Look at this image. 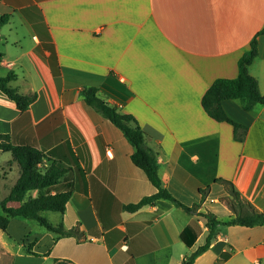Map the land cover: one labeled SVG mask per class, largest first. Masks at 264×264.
Returning a JSON list of instances; mask_svg holds the SVG:
<instances>
[{"label":"crops","instance_id":"1","mask_svg":"<svg viewBox=\"0 0 264 264\" xmlns=\"http://www.w3.org/2000/svg\"><path fill=\"white\" fill-rule=\"evenodd\" d=\"M1 16L0 76L12 71L9 84L36 98L20 111L0 90V132L34 140L54 150L52 157L71 150L79 170L71 168L55 188H70V198L62 213L43 214L85 232L80 242L54 240L37 224L11 218L12 238L21 247L32 242L23 263L58 257L69 264H127L132 254L134 264H180L204 243L207 227L198 211L219 220L232 215L219 198L226 187L218 178L264 213V104L245 110L238 99L221 101L227 116L245 126L236 130L241 140L231 123L201 104L215 78L236 76L240 55L264 28V0H0ZM249 72L264 94V33L257 35ZM114 80L125 85V99L114 96ZM103 84L107 101L145 131L163 186L183 204L196 203V211L164 198L132 212L123 208L155 186L131 161L134 147L121 130L83 101L82 88ZM192 218L201 231L187 246L180 232ZM224 251L221 264H264V225L218 224L192 264H214Z\"/></svg>","mask_w":264,"mask_h":264},{"label":"trees","instance_id":"2","mask_svg":"<svg viewBox=\"0 0 264 264\" xmlns=\"http://www.w3.org/2000/svg\"><path fill=\"white\" fill-rule=\"evenodd\" d=\"M4 17H0V22ZM264 33V28L257 31L251 38L249 47L239 57L237 61V74L234 77H217L201 97V104L204 110L216 120L227 121L234 127L235 137L242 139L243 136L236 135V130L245 126L233 121L225 113L221 101L224 99H238L245 110H251L256 104H264V94L259 90L256 78L250 74L249 65L257 55V35ZM52 51L49 57V63L53 74H58L59 66L54 55L51 44L47 45ZM15 77L12 71L6 75L0 76V90L12 101L20 111H25L35 100L36 93H21L15 87L9 84V81ZM119 93L115 94L118 100L125 99V85L114 80ZM107 84V83H106ZM106 84L89 86L82 88L80 93L85 104L102 116L109 119L117 126L127 141L134 147L130 158L134 165L141 168L147 178L155 186V191L145 195L137 202L127 203L123 208L127 211H136L143 205L152 203L158 198L171 200L175 205L181 206L187 212L196 211L197 204L190 206L183 204L175 198L170 191L163 186L158 174V162L156 151L147 145L145 141V131L137 123L132 114L120 112L115 105L107 101L108 88ZM112 89V88H110ZM116 92V91H115ZM9 151L12 160L18 165V175L14 183L10 186L8 193L0 197V230L8 234L7 226L11 218L24 219L37 224L41 229L53 233V239L72 236L77 242L85 239V232L79 224L71 227H64L62 222L52 223L44 214L45 211L62 213L65 209L68 199L71 195V189L57 188L66 172L74 168L79 170L76 158L69 150L68 157H52L53 150L45 151L40 148L36 141L30 139L14 140L9 133L0 132V152ZM47 164H44V160ZM66 160L68 164H65ZM225 184L230 197L225 200L226 205L232 211V215L226 220H219L216 215L209 211H198L197 214L205 217V226L207 233L204 243L199 245L194 251H191L180 264H192L195 258L204 252L216 237L217 226L222 223L225 225H243L256 226L264 225V213L257 209L246 197H244L232 184L231 181L222 178L216 179ZM1 189V188H0ZM52 190H54L52 192ZM35 191V194L31 192ZM203 193L204 189L199 188ZM201 227L195 218H192L183 230L180 232V238L190 246L198 234ZM32 242L26 245V250L31 253ZM34 255H39L33 253ZM229 253L224 251L214 264H221ZM70 260L66 258L54 257L52 264H69ZM27 264V263H18ZM30 264V263H29ZM127 264H134L133 255L127 259Z\"/></svg>","mask_w":264,"mask_h":264},{"label":"rangeland","instance_id":"3","mask_svg":"<svg viewBox=\"0 0 264 264\" xmlns=\"http://www.w3.org/2000/svg\"><path fill=\"white\" fill-rule=\"evenodd\" d=\"M3 168V169H1ZM18 175V165L15 161L12 160L11 152L9 151H1L0 152V197L5 196L8 193L10 186L14 183ZM230 197L228 190L223 188L220 193V200L225 202L226 199ZM2 210L0 208V214ZM51 215H56L55 212H47ZM32 228L36 227L35 224L30 223ZM2 240H0V264H18L21 263V253L26 251V246L23 245L21 247V241H15L11 232L8 234L2 235ZM28 251V250H27ZM23 263V262H22ZM39 264H52L51 260H46Z\"/></svg>","mask_w":264,"mask_h":264}]
</instances>
